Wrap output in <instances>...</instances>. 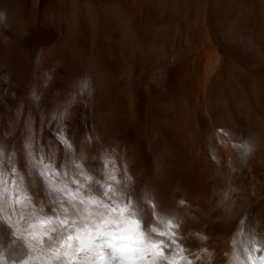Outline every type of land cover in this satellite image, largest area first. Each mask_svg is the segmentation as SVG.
<instances>
[{
  "label": "rangeland",
  "instance_id": "1",
  "mask_svg": "<svg viewBox=\"0 0 264 264\" xmlns=\"http://www.w3.org/2000/svg\"><path fill=\"white\" fill-rule=\"evenodd\" d=\"M0 15V129L17 118L0 135L5 169L12 151L31 180L30 131L34 156L42 144L45 162L74 173L50 135L62 116L91 183L107 174L127 185L142 229L148 201L182 222L186 248L172 264L246 260L233 238L250 225L264 234V0H0ZM35 183L27 191L48 212ZM12 251L5 264L24 255Z\"/></svg>",
  "mask_w": 264,
  "mask_h": 264
},
{
  "label": "snow or ice",
  "instance_id": "2",
  "mask_svg": "<svg viewBox=\"0 0 264 264\" xmlns=\"http://www.w3.org/2000/svg\"><path fill=\"white\" fill-rule=\"evenodd\" d=\"M16 119L9 122L6 130L0 129V135H11ZM52 119L56 120L57 127L50 135L56 137L66 156L71 154L76 171L61 170V174L52 161L45 162L42 144L37 145L38 156H34L29 131L25 136V165L31 180L26 184L23 175L17 176L12 151L8 153L5 169L4 150L0 147V264H5L3 252L6 246L13 250V256L17 254V246L24 253L19 259H13L12 264H32L33 261L40 264H53V261L65 264H157L160 260L172 264V259L186 248L181 243L182 222L158 213L156 205L148 201L153 223L147 231L142 229L136 218V206L130 197L124 196L123 188L127 185L122 187L115 176L107 174L104 181L97 179L91 183L93 178L89 170L80 162L83 153L81 157L72 154V143L65 134L67 125L60 122L62 116ZM85 139L91 142L92 137L86 134ZM240 147L244 149L242 154H247L250 146L242 144ZM78 177H84V180ZM36 178L52 205L48 212H45L43 202H33L27 191L29 184L36 186ZM107 180L115 183L108 184ZM73 184L77 186L75 189L71 187ZM94 189L98 194H93ZM180 203L185 202L181 200ZM153 234L167 238L157 241ZM241 235L245 237L243 241L238 239ZM232 243L234 258H240L237 253L246 258L241 264H264V254L254 257L264 248V234L256 232L251 225L247 229L242 227ZM165 249H168L167 255Z\"/></svg>",
  "mask_w": 264,
  "mask_h": 264
},
{
  "label": "bare ground",
  "instance_id": "3",
  "mask_svg": "<svg viewBox=\"0 0 264 264\" xmlns=\"http://www.w3.org/2000/svg\"><path fill=\"white\" fill-rule=\"evenodd\" d=\"M213 112V111H212Z\"/></svg>",
  "mask_w": 264,
  "mask_h": 264
}]
</instances>
